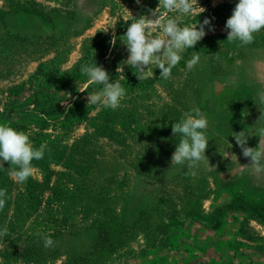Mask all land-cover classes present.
Listing matches in <instances>:
<instances>
[{"label": "rangeland", "instance_id": "rangeland-1", "mask_svg": "<svg viewBox=\"0 0 264 264\" xmlns=\"http://www.w3.org/2000/svg\"><path fill=\"white\" fill-rule=\"evenodd\" d=\"M158 2L0 0V124L35 148L47 144L25 183L7 162L0 168V264H264V173L233 137L244 130L256 147L264 128V30L248 45L227 41L238 0H197V16L161 8L182 25L207 17L211 27L168 79L152 65L138 80L125 64L129 11L147 16ZM194 52L200 61L188 71ZM95 62L126 90L116 110L87 104L103 86L81 73L64 81ZM197 107L208 161L171 165L180 140L171 126Z\"/></svg>", "mask_w": 264, "mask_h": 264}, {"label": "clouds", "instance_id": "clouds-1", "mask_svg": "<svg viewBox=\"0 0 264 264\" xmlns=\"http://www.w3.org/2000/svg\"><path fill=\"white\" fill-rule=\"evenodd\" d=\"M139 4L140 0H136ZM197 0H159L155 9L150 10V15L136 18L130 13L131 22L124 33V44L128 56L125 61L130 68L135 69L137 79L154 75L147 70L155 65L159 68V76L168 79L172 69L181 61L182 53L191 48L206 35L205 26L211 27L209 18L202 23L182 25L176 18H167L161 15V8L165 13H179L189 15L195 12ZM199 7L195 15L204 12ZM158 29L160 35L152 34L149 29ZM227 29V41L239 42L248 45L254 42L255 34L264 30V0H238L225 23ZM106 31V30H105ZM95 34V33H94ZM200 56L194 52L191 59L186 62L188 71L194 69L199 63ZM118 70V68H117ZM82 75L88 78L89 85H102V89L88 94L87 104L100 105L104 108L116 110L126 95V90L117 81L110 82L109 73L102 67L94 64H84L80 68ZM87 89H82L81 92ZM259 104L264 105V91L258 93ZM71 107V105H67ZM0 111H3L0 108ZM208 120L206 115L197 107L184 114L183 118L172 124L173 136L179 134L180 140L171 155V165L185 166L188 169H196L198 165L208 158L205 155L208 139ZM249 134L244 130L233 135L235 143L241 148L242 155L250 158L252 171L259 175L264 173V128L259 130V143L256 147L247 146ZM229 149L232 145L228 142ZM47 144H41L35 148L29 134L18 131L7 124H0V168L4 162L11 166L10 175L20 184L25 183L33 175V160H41L44 157ZM235 155V154H234ZM236 157V155H235ZM237 160V157H236ZM209 164V162H208ZM195 173L193 172V175ZM7 189H0V211L6 205ZM8 235L7 227L0 230V238ZM43 246L52 248L55 241L48 235H41Z\"/></svg>", "mask_w": 264, "mask_h": 264}, {"label": "trees", "instance_id": "trees-1", "mask_svg": "<svg viewBox=\"0 0 264 264\" xmlns=\"http://www.w3.org/2000/svg\"><path fill=\"white\" fill-rule=\"evenodd\" d=\"M119 31L121 32V30H119ZM119 31H118V33H119ZM118 40H119V39H118ZM118 40H117V41H118ZM98 66H99V65H98ZM80 68H81V67L77 66V67L74 69V71L72 72V74L66 76L65 79H64L65 83H68V82H70V81L76 80V77L81 73V72H80ZM52 75H53V74H52Z\"/></svg>", "mask_w": 264, "mask_h": 264}]
</instances>
